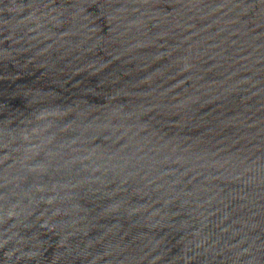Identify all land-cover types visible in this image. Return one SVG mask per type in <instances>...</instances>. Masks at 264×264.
Here are the masks:
<instances>
[{
	"label": "water",
	"instance_id": "water-1",
	"mask_svg": "<svg viewBox=\"0 0 264 264\" xmlns=\"http://www.w3.org/2000/svg\"><path fill=\"white\" fill-rule=\"evenodd\" d=\"M0 264H264V0H0Z\"/></svg>",
	"mask_w": 264,
	"mask_h": 264
}]
</instances>
